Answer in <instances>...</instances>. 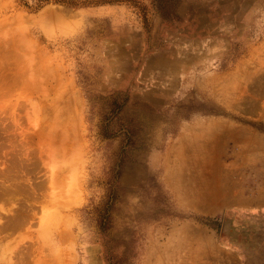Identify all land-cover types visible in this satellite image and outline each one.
<instances>
[{
    "label": "rangeland",
    "instance_id": "rangeland-1",
    "mask_svg": "<svg viewBox=\"0 0 264 264\" xmlns=\"http://www.w3.org/2000/svg\"><path fill=\"white\" fill-rule=\"evenodd\" d=\"M107 242L264 264V0H0V264Z\"/></svg>",
    "mask_w": 264,
    "mask_h": 264
},
{
    "label": "trees",
    "instance_id": "trees-1",
    "mask_svg": "<svg viewBox=\"0 0 264 264\" xmlns=\"http://www.w3.org/2000/svg\"><path fill=\"white\" fill-rule=\"evenodd\" d=\"M114 111V109L112 110ZM103 136H110L108 132H104ZM127 147L126 149H128ZM121 150V157H119V161L121 162L124 157H125V151ZM108 244H105L106 247V264H128L129 258H131V254L133 253V247L128 245L127 243H121V242H115V243H110L107 242Z\"/></svg>",
    "mask_w": 264,
    "mask_h": 264
}]
</instances>
